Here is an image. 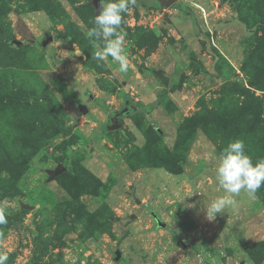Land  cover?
<instances>
[{
	"label": "rangeland",
	"instance_id": "rangeland-1",
	"mask_svg": "<svg viewBox=\"0 0 264 264\" xmlns=\"http://www.w3.org/2000/svg\"><path fill=\"white\" fill-rule=\"evenodd\" d=\"M102 3L0 0L7 264H264V186L214 220L203 209L224 195L230 140L264 159V0H140L123 74L84 36Z\"/></svg>",
	"mask_w": 264,
	"mask_h": 264
},
{
	"label": "clouds",
	"instance_id": "clouds-1",
	"mask_svg": "<svg viewBox=\"0 0 264 264\" xmlns=\"http://www.w3.org/2000/svg\"><path fill=\"white\" fill-rule=\"evenodd\" d=\"M137 0H103L99 12L95 15L93 27L84 36L96 46L92 58L98 63L111 58L120 73L129 69L128 57L125 55L124 42L127 33L122 31L124 14L134 7ZM75 54H81L80 49ZM215 179L224 195L214 198L203 206L209 220H214L217 214H222L230 206L235 205L236 197L243 192L250 199H257V192L264 186V159L253 163L245 152L242 139L230 140L221 150L215 168ZM3 213H0V224L6 223ZM7 253L0 252V264H7ZM73 257L72 264H76Z\"/></svg>",
	"mask_w": 264,
	"mask_h": 264
},
{
	"label": "water",
	"instance_id": "water-1",
	"mask_svg": "<svg viewBox=\"0 0 264 264\" xmlns=\"http://www.w3.org/2000/svg\"><path fill=\"white\" fill-rule=\"evenodd\" d=\"M176 0H157V2L161 5V6H164V7H170L171 5H173L175 3ZM98 2L99 0H92V4L94 6V8L97 10L98 8ZM52 40V36L48 35L46 36V38L42 41V46H45L49 41ZM16 44H20L21 42L20 41H14ZM81 108L84 112L87 111L85 105H81ZM123 113V112H121ZM120 113V114H121ZM119 115L118 116H112V122L113 124L111 125V129H115L118 127V119ZM65 170V166L63 164H58L54 169L50 170L49 171V176H50V179L53 178L54 176L60 174L61 172H63ZM153 219L156 221V223L159 225V226H164L165 223L162 222V220L159 218L158 215L156 214H153ZM121 256V253L119 251L116 252V259L118 260Z\"/></svg>",
	"mask_w": 264,
	"mask_h": 264
},
{
	"label": "trees",
	"instance_id": "trees-1",
	"mask_svg": "<svg viewBox=\"0 0 264 264\" xmlns=\"http://www.w3.org/2000/svg\"><path fill=\"white\" fill-rule=\"evenodd\" d=\"M227 2H229L231 5H234V3H235V0H226ZM138 3H140V0H137V3L136 4H138ZM177 8L179 9V10H181V11H183V12H185L186 14H188L189 12H188V10L185 8V7H183V6H177ZM153 107H155V105H150V107L149 108H153ZM129 110V109H128ZM134 111H145L144 109H143V107L142 108H134L133 109ZM127 114V112L126 111H124L123 113H121L120 115H119V117L121 118L122 116H124V115H126ZM118 117V119L120 120V118Z\"/></svg>",
	"mask_w": 264,
	"mask_h": 264
},
{
	"label": "flooded vegetation",
	"instance_id": "flooded-vegetation-1",
	"mask_svg": "<svg viewBox=\"0 0 264 264\" xmlns=\"http://www.w3.org/2000/svg\"><path fill=\"white\" fill-rule=\"evenodd\" d=\"M127 109V108H126Z\"/></svg>",
	"mask_w": 264,
	"mask_h": 264
}]
</instances>
